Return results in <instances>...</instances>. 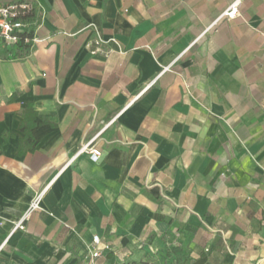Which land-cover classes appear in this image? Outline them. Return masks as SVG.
I'll return each instance as SVG.
<instances>
[{
	"label": "crops",
	"instance_id": "0c3cea01",
	"mask_svg": "<svg viewBox=\"0 0 264 264\" xmlns=\"http://www.w3.org/2000/svg\"><path fill=\"white\" fill-rule=\"evenodd\" d=\"M27 1L36 40L0 49V264H84L95 235L97 264H264V0Z\"/></svg>",
	"mask_w": 264,
	"mask_h": 264
},
{
	"label": "built area",
	"instance_id": "2783aa9c",
	"mask_svg": "<svg viewBox=\"0 0 264 264\" xmlns=\"http://www.w3.org/2000/svg\"><path fill=\"white\" fill-rule=\"evenodd\" d=\"M242 0H235L228 9L224 12L223 16L228 19L236 18L240 13V5ZM32 3L29 1H13L9 3H0V49H10L18 42L24 39L26 43L36 40L33 36L29 37L27 34L30 32V20L27 19L30 11L32 10ZM101 42L99 38L97 44ZM95 52V51H93ZM168 66L163 67V69ZM101 132L97 133L89 140L84 142L76 154L68 161L71 163L79 155L89 153L93 161H98L102 155V151L97 147V140ZM45 190L43 189L36 193L31 201L28 211L23 218L16 223L14 229L24 228V222L32 212L42 210L41 202L43 200ZM101 239L99 235L93 237V243L88 249V255L84 264H97V258L101 256L102 252Z\"/></svg>",
	"mask_w": 264,
	"mask_h": 264
},
{
	"label": "trees",
	"instance_id": "16d2710c",
	"mask_svg": "<svg viewBox=\"0 0 264 264\" xmlns=\"http://www.w3.org/2000/svg\"><path fill=\"white\" fill-rule=\"evenodd\" d=\"M32 5H33L32 10L27 16L28 20L35 18V16L37 15V7L35 4ZM27 36L29 37L33 36V32L31 29L30 32L27 34ZM28 48H29V43H26L23 39L20 42H18L15 46L9 49L7 57L8 58L23 57L27 53ZM36 117H37V112L33 109V106L31 104H28V106L23 112V120L20 124V130L24 133V137L20 140V144H19L20 154L33 150L34 137L32 134V129L36 125L35 122ZM139 264H154V263L151 261H142Z\"/></svg>",
	"mask_w": 264,
	"mask_h": 264
},
{
	"label": "rangeland",
	"instance_id": "374dc122",
	"mask_svg": "<svg viewBox=\"0 0 264 264\" xmlns=\"http://www.w3.org/2000/svg\"><path fill=\"white\" fill-rule=\"evenodd\" d=\"M13 1H27V0H0V3H9Z\"/></svg>",
	"mask_w": 264,
	"mask_h": 264
}]
</instances>
